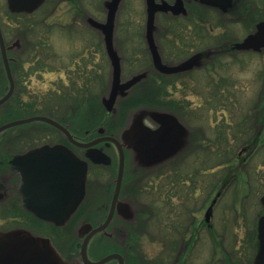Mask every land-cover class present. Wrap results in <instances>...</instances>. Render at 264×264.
I'll list each match as a JSON object with an SVG mask.
<instances>
[{
	"label": "rangeland",
	"instance_id": "1",
	"mask_svg": "<svg viewBox=\"0 0 264 264\" xmlns=\"http://www.w3.org/2000/svg\"><path fill=\"white\" fill-rule=\"evenodd\" d=\"M105 1L109 0L66 1L57 15H52L55 2L48 0L33 15L16 17L9 11L7 0H0V24L5 39L13 57L22 64L16 69L21 80L16 99L36 110L35 115L18 119L49 112L72 124L76 138L84 137L83 129L89 126L97 129L113 120L102 104L112 80V65L103 37L87 29L81 17H77L87 10L92 18L104 22ZM146 9V0H124L118 12L115 46L124 59V81L145 69L152 70L146 42ZM250 10L245 27L235 22L225 29L218 28L217 24L222 22L207 15L203 25H187L191 28L183 43L182 36L175 44L161 40V53L166 59L180 62L197 52L214 49L221 41L242 42L254 34L258 22L264 21V0H251ZM157 24L174 27L163 19ZM176 24L174 28H182V24ZM3 69L0 53V96L9 87ZM214 71L210 60H204L168 89L173 99L185 104L182 127L175 116L158 109L144 108L133 116L141 122L156 119L170 124L165 156L151 161L146 153H131L132 157L137 156L132 166L138 169L140 179L137 181L130 173L126 176V187L139 194L137 200L133 198V209H138L142 218L147 213L152 217L146 227L137 231L140 238L133 253L137 264H251L254 257L252 241L264 196V147L256 143L258 153L249 164L243 161L247 153L241 158L238 155L257 133V127L254 130L248 126L264 123V50L236 53L220 60ZM94 98L99 115L90 113V101ZM116 109L119 110V104ZM21 113L31 114L32 110ZM30 124L33 125H20L0 134V142L8 141L15 148L9 156L64 139L60 131L41 122ZM25 136L29 137L27 141L22 140ZM178 152L182 158L171 160ZM111 156L114 162L118 161L116 152L112 151ZM229 157L234 160L225 162ZM114 176L103 168L91 171L90 192L97 194L91 196V205L100 188L113 186ZM214 199L218 202L207 222L206 213ZM1 217L4 215L0 214ZM191 238L193 243L197 239L198 242L187 250L184 244Z\"/></svg>",
	"mask_w": 264,
	"mask_h": 264
},
{
	"label": "flooded vegetation",
	"instance_id": "2",
	"mask_svg": "<svg viewBox=\"0 0 264 264\" xmlns=\"http://www.w3.org/2000/svg\"><path fill=\"white\" fill-rule=\"evenodd\" d=\"M47 1L48 0H46V2ZM66 1L72 3L74 0H54L55 6L52 9L51 14L57 15L60 5ZM109 1L104 2L106 19L108 16L107 3H109ZM222 1H224L223 7L209 6L196 0H156L158 4L167 3L170 6H177V12H174L172 10H169L167 12L160 11L157 13L156 17L157 26L154 29V36L164 63L168 65H176L183 61L177 62L175 60L173 61L171 59H166L161 53V40H164L166 43L175 44L177 38H181L182 36L183 43V41L187 37V34L189 33V29L191 28L187 27V25L193 24L201 26L204 23L202 22V20H204V17H206L207 15L213 16L218 20V22H222V24H220V22L217 24L218 28L225 29L226 26L233 25L235 22H241L244 27L248 25L251 14V0ZM182 10L185 11L182 12ZM77 17H81L82 23L87 27V29H93L96 32L100 33L104 41V35L102 31L90 24V19H92V17L87 10L78 13ZM162 19L167 21L181 20L182 28L160 27L161 24H159L160 26H158L157 23H159ZM261 22H258L256 24L254 33L257 32L258 24ZM55 24H58V22H56ZM171 36L174 38H171ZM234 45V42L225 40L221 41L212 50H209L207 52H197L194 55H202L200 63L204 60H210V67L212 71L215 72L214 70L216 69L217 64L220 60L222 61V59L234 56L236 53L254 52L235 50ZM11 53L12 52L9 50L8 55L12 59L11 63L17 62V60L13 56H11ZM121 63L123 69L124 59L122 57ZM197 68L198 66L195 69ZM194 70L188 71L186 73L165 75L161 74L155 69L152 60V74L157 73L158 75H163L165 77H176L177 82L175 86L182 80V76L188 75ZM142 73H147L145 79L149 77L148 71H143ZM170 87L174 86H168L166 91L167 93ZM216 94H219L218 90ZM168 95L172 97L170 93H168ZM158 110H162L163 112L175 116L178 120V125L182 126V108L180 109V115H177L174 111L171 110ZM136 112L139 111L131 112L129 119L125 122V124L118 123L116 131L111 132L107 128V125L103 124L97 129L95 128L94 131L89 128H86L87 130L83 129L85 136L82 138H76L74 136L79 143L83 144L95 141L96 144L93 146V148L102 149L107 155L111 157L112 162L109 165L94 164L87 157L89 148L76 145L65 136L64 139L60 142L54 144L48 143L51 146L56 144L65 146L88 165L86 193L82 202L78 206L77 210L73 212V214H71L70 211L74 208V196L69 191V188H49L45 190L40 189L37 192L31 191L29 190V182L23 181L22 175L16 170H13L11 167V162L14 160L16 155L25 154L32 148L42 145L33 146L23 152L15 153L12 154V156H9V152H14V146L9 145L8 141L0 142V148H5V150H0V214L4 215V217L0 218V264H98L107 257L111 258L103 262L102 264H137L136 259L133 257L135 244L138 243L140 238V236H137V231L141 227H146V225L152 220V217H150L149 213H147L146 218H142L140 216L141 212H139L138 209H133V198L137 200V196H139V194L137 193L138 191L136 189L126 187V176L128 173H130V175L134 176L136 180L138 179L137 181H139L140 179L137 178V174L139 172L138 169H135L132 166L137 156L133 155L132 157L131 153L138 152V149L140 147L136 143V137L144 127H147L151 132L156 133L154 134L155 140L159 143L160 148L158 151L156 149L154 150L153 148L149 149L148 153L150 156V160L154 161L155 159L159 158V154H163L165 151L167 152V149L163 152L162 147L167 146L168 144L167 135L170 129V124L161 123L156 119L145 120L143 122H141L139 119L134 120L133 116H136ZM110 116L113 120H117V118H119V110L115 109V112L111 113ZM63 122L65 123L64 125L69 127L73 135H76L74 134L73 125L67 124L64 119ZM163 127L165 129L163 131H160V129ZM250 127L254 128V130L257 127V133L250 139L248 144H246L241 149L238 155L239 158H241L243 154L247 153V156L243 159L245 164L251 163L256 153H258L257 150L255 151L257 142H259L260 147H264V123L258 125L254 123V125L248 126V128ZM101 130L103 132H100ZM127 130L130 131L128 132ZM226 136L229 137L230 133L227 132ZM108 137L117 139L122 144V149L124 150L125 156L122 188L118 196V201L115 205L113 204V201L115 196L116 180L120 168V151L118 146L113 141L106 140V138ZM220 138L221 136H218L217 141H220ZM253 144L255 145L251 147ZM7 147H10L12 149H8ZM112 151L118 154L117 162H114L115 160L111 156ZM179 154L180 152H178V154L173 157L174 159L171 160L181 159L182 156ZM233 160L234 157H229L226 158L225 162L231 163ZM167 161H165L163 164H165ZM25 168L27 167L25 166ZM96 168L109 170L112 176H114L115 174L116 175L114 176L115 179H113V181L111 182L113 186L109 188H100L98 196H94L93 198L95 200V203L91 205L90 198L95 193L92 195L90 192V174L91 171ZM128 169H131V171H128ZM24 176V179L26 180L27 173H25ZM227 189L229 190V188ZM220 195L221 193H218L217 196L219 197ZM263 198L264 196L261 198L262 210L257 217L256 233L252 241L255 246V251H253L254 257L251 264H255L260 246L259 224L260 221L264 219V203L262 202ZM96 201L99 202L96 203ZM217 202V199L213 200L214 205H216ZM127 208L129 212H127ZM111 213L113 214L111 219L109 220ZM211 216H213V212ZM101 226L105 227L100 233L94 235L88 243L86 252L88 258L87 262L83 255L84 240L90 234L91 229H95ZM27 232L30 233L32 237H35L38 241H36V243L27 242ZM197 242L198 239L193 243L191 238V240L187 244H184V247L187 250H192V248L196 246Z\"/></svg>",
	"mask_w": 264,
	"mask_h": 264
},
{
	"label": "water",
	"instance_id": "3",
	"mask_svg": "<svg viewBox=\"0 0 264 264\" xmlns=\"http://www.w3.org/2000/svg\"><path fill=\"white\" fill-rule=\"evenodd\" d=\"M123 0H111L107 3L108 16L106 22L102 23L96 21L95 19H90V24L102 31L104 35V42L107 54L112 65V80L111 87L108 97L104 98L102 103L108 112H114L115 105L120 97L125 96L128 91L141 80L145 79L147 73H140L134 75L127 81H123L122 77V63L121 57L115 48V29L117 13ZM203 4L209 6H222L224 1L222 0H196ZM46 0H7V7L9 11L13 14H28L31 15L38 11ZM147 6V22H146V41L148 49L151 53L153 64L155 69L161 74L174 75L180 73H186L188 71L194 70L199 66L202 59L201 54H196L187 60L176 64L168 65L163 62L162 56L160 54L159 48L157 46L154 29L156 27V17L157 13L160 11L172 10L177 12L176 7L170 6L167 3L158 4L156 0H146ZM185 10H182L184 12ZM235 50L240 51H256L261 52L264 49V22L258 24L257 32L248 35L242 42L236 43L234 45ZM9 47L6 46L4 35L0 26V52L2 55L3 64L6 70L7 78L9 81L8 92L0 98V106L5 104L13 95L15 91V80L12 74V69L10 65L11 59L8 56ZM32 122H43L55 127L57 130L62 132L67 139L72 143L79 145L81 147H87V157L94 164H111V157L108 156L102 149L93 148L96 144L95 141L87 144L79 143L69 128L59 123L58 121L47 117V116H34L25 119H18L8 122L0 126V134L9 130L11 128L29 124ZM182 127V126H181ZM165 128H161L163 131ZM100 132H103L102 130ZM147 127H144L142 131L136 137V143L140 147L138 152L146 153L149 155V149L153 148L157 151L159 148V143L156 142L155 136ZM106 140L113 141L119 148L120 151V168L118 172V177L116 180L115 196L113 204L115 205L118 201V196L122 188V182L124 177V163L125 156L124 150L122 149V144L114 138H106ZM163 152L167 149L166 146L162 147ZM168 151L163 154H159V158L165 156ZM25 166L27 168H25ZM11 167L22 175L23 181L29 182V190L39 191L40 189L49 188H69V191L74 196V208L70 211L71 214L76 211L80 203L82 202L86 193V181L88 177V165L86 162L82 161L75 153L70 151L63 145L57 144L54 146L43 145L41 147H36L29 150L25 154L16 155L14 160L11 162ZM68 167V168H67ZM27 173V179L25 180L24 174ZM264 203V198L262 199ZM212 208L209 209L207 213V222L210 221ZM35 212V211H33ZM109 217V220L112 217ZM106 226V225H105ZM105 226H101L95 229H91L90 234L84 240L83 245V255L88 262L86 255L87 246L90 239L100 233ZM27 242L36 243L38 241L35 237H32L30 233H26ZM259 239L260 246L258 255L255 260V264H264V219L260 221L259 224ZM29 249V248H28ZM111 257L105 258L98 264L109 260ZM33 259V258H32Z\"/></svg>",
	"mask_w": 264,
	"mask_h": 264
},
{
	"label": "trees",
	"instance_id": "4",
	"mask_svg": "<svg viewBox=\"0 0 264 264\" xmlns=\"http://www.w3.org/2000/svg\"><path fill=\"white\" fill-rule=\"evenodd\" d=\"M13 15L16 17L29 16V15H25V14H13ZM168 22L170 23V25H172L174 27L177 26L176 23H180V26L182 24L181 20H169ZM2 29H3V26H2ZM4 35H5V33H4ZM6 42H7V40H6ZM11 56H13V55H11ZM16 60H17V62L11 63L13 75H14V78L16 81L15 92L19 88V83L21 82V80L20 79L18 80V78H17L16 69L21 68L20 66H22L21 61L19 59H16ZM3 71L5 72L4 69H3ZM143 71H148L149 77L147 79L141 81L140 83H138L133 88V90H131V93L128 95V97H125L122 101H120V103H118L119 104V118H117V120L116 119L108 120V121H106V123H104L107 125V128L110 131L116 129L118 127V123L125 124V122L129 119L131 112L139 111V110H142L144 108H146V109L171 110V111H174L177 115L181 114L180 113L181 108H182V110H183V108H185V104L181 100L173 99L166 92L168 86H175V84L177 82L176 77H174V76L165 77L163 75H158L157 73L152 74V70H148V69H145ZM6 80H7V78H6ZM3 90L4 91L2 92L0 98L7 92V87H5ZM15 92H14L13 96L11 97V99L7 103L0 106V125L4 124L6 122H10L12 120L18 119V118H22L23 117L22 115L30 116V115L36 114V110L32 109V106L24 105L19 99H16V95L18 93H15ZM90 102H91L90 113H92L94 115H99L97 113H99L100 108L98 107V103H96V98H94ZM25 107H26V109H23ZM29 108L32 110L31 114H22L21 113L22 110L25 111ZM40 113H41L40 115H45V116L51 117V118L56 119L57 121L65 124L63 122L62 118H57L54 115H52V113H49V112L48 113L45 112L43 114H42V112H40ZM32 125L33 124H29V126H32ZM42 125L47 127V128H52V129L56 130L54 127H52L48 124L42 123ZM88 128L91 129L92 131L95 130V128L93 126H91V127L89 126ZM28 138L29 137L25 136L22 140L27 141ZM29 140H33V139H29Z\"/></svg>",
	"mask_w": 264,
	"mask_h": 264
}]
</instances>
